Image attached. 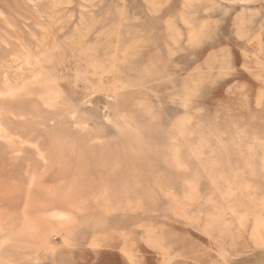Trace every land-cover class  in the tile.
Wrapping results in <instances>:
<instances>
[{"label":"rangeland","instance_id":"1","mask_svg":"<svg viewBox=\"0 0 264 264\" xmlns=\"http://www.w3.org/2000/svg\"><path fill=\"white\" fill-rule=\"evenodd\" d=\"M0 89V264H264V0H0Z\"/></svg>","mask_w":264,"mask_h":264},{"label":"bare ground","instance_id":"2","mask_svg":"<svg viewBox=\"0 0 264 264\" xmlns=\"http://www.w3.org/2000/svg\"><path fill=\"white\" fill-rule=\"evenodd\" d=\"M3 55V54H2ZM9 81V80H8ZM10 82V81H9ZM23 83V82H22ZM9 84V83H8ZM9 87H11L10 85H9ZM6 88H8V87H6ZM15 88H17V87H15ZM11 89V88H10ZM20 89V88H19ZM1 90V89H0ZM2 91V90H1ZM33 91V90H32ZM2 92H0V94H1ZM31 93H33V92H31ZM31 93H29L30 95H31ZM33 95V94H32ZM22 96V95H21ZM59 145H60V142H59ZM56 150V149H55ZM48 170V169H47Z\"/></svg>","mask_w":264,"mask_h":264}]
</instances>
